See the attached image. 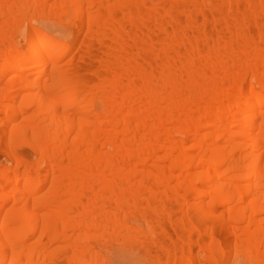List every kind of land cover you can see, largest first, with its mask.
I'll return each mask as SVG.
<instances>
[{
    "label": "bare ground",
    "instance_id": "1",
    "mask_svg": "<svg viewBox=\"0 0 264 264\" xmlns=\"http://www.w3.org/2000/svg\"><path fill=\"white\" fill-rule=\"evenodd\" d=\"M2 158L0 264H264V0H0Z\"/></svg>",
    "mask_w": 264,
    "mask_h": 264
},
{
    "label": "rangeland",
    "instance_id": "2",
    "mask_svg": "<svg viewBox=\"0 0 264 264\" xmlns=\"http://www.w3.org/2000/svg\"><path fill=\"white\" fill-rule=\"evenodd\" d=\"M64 21H65V23H64L65 28L64 29H66L69 26L66 23V20H64ZM38 22H37V24L35 23V25H37L39 28H41V29H43L45 31H49L50 33H52V35H56L58 37H66V38L68 37L69 44H70V48H72V49L74 48V46L78 45L79 44V41L81 40L80 39L81 38L80 34L78 35L79 32L73 31V30H75L74 28H73V30L70 29V28H68V29H70V31L68 30L69 33H71V34H68L67 31H66L67 29L66 30H63L64 31L63 32L62 29H59V28L57 29L56 26L54 27V25L53 26L49 25L48 22L47 23L46 22H42V21H38ZM71 30L73 32H71ZM24 34L25 33L23 31H18V32H16V34H14V36L17 38V41L19 42L20 46H22V47L25 48L24 45H26V41L24 40ZM84 52L85 51H83L82 53H84ZM82 53H81V55H82ZM73 54H74V52H73ZM0 163L1 164L5 163L4 158L0 159ZM117 247L118 246H115V247L113 246V248H114L115 251L111 248L112 249L111 252L109 251L110 254L107 255L110 258V260L112 261L111 264H147L148 263L147 260L151 256V255L149 256V254H148V252H150V251L147 250V252H146V249H144L145 250L144 251L143 249L141 250V248H136V246H135V248L133 247V250L135 251L134 252L135 255H136V253H138L136 255V256H138V258H139L138 259V258H136L133 255L132 256H130V255H124V254L118 252V251H120V248H117ZM137 249H138V251H137ZM145 256H147L148 259Z\"/></svg>",
    "mask_w": 264,
    "mask_h": 264
}]
</instances>
